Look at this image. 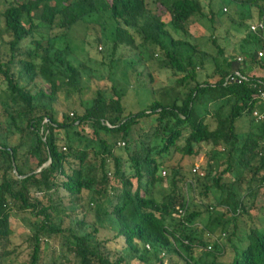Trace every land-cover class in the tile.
<instances>
[{"label": "trees", "instance_id": "trees-1", "mask_svg": "<svg viewBox=\"0 0 264 264\" xmlns=\"http://www.w3.org/2000/svg\"><path fill=\"white\" fill-rule=\"evenodd\" d=\"M224 1L238 10L240 26L249 25L253 8L264 12L261 0ZM225 9L211 7L207 14L201 0L5 1L0 264H264V206L254 213L264 189V119L253 115L264 110V75L252 73L264 71V55L255 53L242 64L228 57L223 67L217 57L224 50L213 35L217 55L189 39L194 24L210 20L216 27L229 15ZM80 23L98 26L100 42L112 26L114 52L123 44L137 53L140 45L159 49V68L172 73V87L154 89L153 101L138 112L127 109L124 93L106 79L83 97L88 69L69 41ZM40 25L65 32L43 44L35 35ZM260 32L249 31V37L264 45ZM207 63L219 73L215 83L200 79ZM60 93L67 109L59 108ZM244 116L250 128L242 139L238 124ZM202 144L212 147V183L193 172ZM229 174L236 175L232 186L223 181ZM182 183L198 189L204 210L191 205ZM212 187L223 193L222 216L211 209ZM14 212L29 228L23 249L15 243ZM205 217V228L218 234L213 245L200 242L194 226ZM106 233L121 240L126 256L114 258L112 239L101 236Z\"/></svg>", "mask_w": 264, "mask_h": 264}, {"label": "rangeland", "instance_id": "rangeland-1", "mask_svg": "<svg viewBox=\"0 0 264 264\" xmlns=\"http://www.w3.org/2000/svg\"><path fill=\"white\" fill-rule=\"evenodd\" d=\"M6 0H0V36L5 37L6 34L3 33L4 28V18L1 14L2 7ZM205 12L210 13L211 7L218 9L227 8L228 16L221 18L217 23L216 27L213 26L210 20H204L201 23H196L191 28L190 40L193 43L200 44L202 48L213 55H217V47L213 43V38L217 39V43L224 50V55L218 56L217 61L225 65L224 60L228 57H236L237 63H250L251 55H259V52H264V45L258 41L250 40L249 31L251 30L252 25L256 24L259 20H264L263 15L260 16L258 9L255 7L252 10L253 19H250L248 26L238 25V10L234 9L231 5L227 6V2L224 0H201ZM211 3V4H210ZM260 5L264 9V0L260 1ZM226 10V9H225ZM36 17H39L38 15ZM166 20L169 21L170 18L167 16ZM89 26L86 23L78 24L75 29L71 32L69 41L70 48L75 54L78 61H82L87 66V71L83 74V85L86 87L85 94L83 97H90L92 93L91 87L95 85L101 79H106V82H114L121 92L124 93V103L129 111L138 112L145 107H147L154 99L153 90L157 88V91L160 89H168L173 85L174 78L170 71L159 68V61L162 58V54L159 49L154 46H142L141 52L137 53L133 51V48L127 46L126 44L121 45L116 52L113 49V27L108 26L104 31L103 36L106 38L104 42H100L98 39V34L101 30H97L98 26ZM171 33L173 36H180L175 32L171 27ZM65 30L60 29L58 26L49 27L40 25L35 32L36 38L42 39L43 44L47 40L56 35L64 33ZM258 34V37L263 38L264 41V30ZM213 35V38H211ZM6 38V37H5ZM2 39V38H1ZM136 43H141V39L138 35L135 34ZM33 47V45H30ZM151 53L154 54L155 58L150 59ZM256 53V54H255ZM239 57L243 58V61H239ZM214 64L207 63L205 70L201 73V80L209 79L210 82L215 83L219 79V73L215 74ZM263 73L264 71L257 67L253 74L257 76L258 73ZM156 78L155 83H150L149 73ZM207 74L210 76L207 77ZM102 80V81H104ZM101 81V82H102ZM6 84L0 80V97H4ZM75 96V95H74ZM75 98V97H74ZM74 98L71 101L74 100ZM70 103L66 100L63 93L59 94V108L63 110L67 109ZM203 109V107H200ZM57 117L61 118V112H57ZM249 116H244L242 120L244 122L242 125H239L241 138L244 137L249 132L248 124ZM250 121H254L250 118ZM184 142H182L183 144ZM123 147L124 145H120ZM212 147L202 144L199 147L198 156L195 159V166L200 167V171L205 174L209 183H212L210 180L211 177H214L215 172L217 171L216 167H212L210 161V149ZM217 151L222 153H227V149L218 148ZM227 167L226 164L222 165L218 171H223ZM166 175H164L165 182L164 187H170L171 172L166 170ZM197 174V173H195ZM236 175H226L223 178V181L226 185L232 186L234 183V178ZM211 181V182H210ZM181 190L186 197H188L191 205L198 209L204 210L205 205L201 201V197L198 193V189L187 186L184 183L180 184ZM223 197V193L216 187H212V196H211V209L216 214L222 216L226 211L227 207L220 204V200ZM161 198V196H159ZM208 202V201H207ZM208 202V203H210ZM256 209L255 212L259 215L260 208L264 206V189L259 191V194L255 200ZM23 214L14 212L12 225L15 230V243L20 248H24L23 242L29 233V228L27 224L22 220ZM208 217L201 218L197 220L199 222L195 223L194 226L198 228V236L200 242H205L208 245H213L214 240L217 241L218 234L210 233L206 228V221ZM103 238H111L110 248L114 253V258L117 255L121 254L126 256L127 252L124 249V244L121 240L115 241L113 239L112 233H106L101 235ZM198 243V242H197ZM197 253L202 252L203 246H198ZM177 257V256H176Z\"/></svg>", "mask_w": 264, "mask_h": 264}, {"label": "built area", "instance_id": "built-area-1", "mask_svg": "<svg viewBox=\"0 0 264 264\" xmlns=\"http://www.w3.org/2000/svg\"><path fill=\"white\" fill-rule=\"evenodd\" d=\"M251 30L253 32H259V31H263L264 30V22L263 21H259L257 22L256 24L252 25L251 27ZM264 55V53L261 51L259 52V57H262ZM239 61H243V58L239 57L238 59ZM260 104L263 106L264 108V89H262L260 91ZM255 118L257 119V121L259 120H263L264 119V110L263 111H254V114ZM124 145V143H121ZM193 172L194 173H197V174H200L201 176L204 175V173H202V171H200V167L199 166H195L194 169H193ZM164 175H165V172H164ZM179 212L182 213V209H179ZM187 242V241H186Z\"/></svg>", "mask_w": 264, "mask_h": 264}, {"label": "crops", "instance_id": "crops-1", "mask_svg": "<svg viewBox=\"0 0 264 264\" xmlns=\"http://www.w3.org/2000/svg\"><path fill=\"white\" fill-rule=\"evenodd\" d=\"M260 72H261V71H260ZM257 75H264V72H263V73H262V72H261V73H258Z\"/></svg>", "mask_w": 264, "mask_h": 264}]
</instances>
